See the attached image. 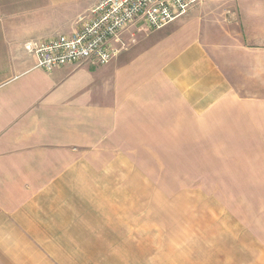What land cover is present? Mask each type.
<instances>
[{
  "label": "crops",
  "instance_id": "crops-1",
  "mask_svg": "<svg viewBox=\"0 0 264 264\" xmlns=\"http://www.w3.org/2000/svg\"><path fill=\"white\" fill-rule=\"evenodd\" d=\"M96 2L0 0V264H264V167L232 149L213 152L199 188L241 195L200 201L194 232H109L104 217L131 162L170 154L138 141L201 140L202 126L235 140L221 117L234 104L257 105L264 141V0H201L159 29L138 18L107 64L38 66L25 43L72 35ZM74 232H103L96 256Z\"/></svg>",
  "mask_w": 264,
  "mask_h": 264
},
{
  "label": "rangeland",
  "instance_id": "rangeland-1",
  "mask_svg": "<svg viewBox=\"0 0 264 264\" xmlns=\"http://www.w3.org/2000/svg\"><path fill=\"white\" fill-rule=\"evenodd\" d=\"M181 17L176 18L163 27L175 23ZM137 36L135 31L133 34L130 33L127 46L129 43L135 42ZM239 105L234 104L227 112L221 114V117L224 118L222 121L225 122L226 119V123L230 127L229 130L232 133L241 134L235 140H213L214 135L209 130L211 127L202 126V131H205L206 134L203 133V139L201 140L182 141L179 143L170 140L171 143H174V145L171 144V147H154V141L157 137L153 133L152 140L138 141L134 146L139 149L154 151L155 148H159L170 152V154L168 156L138 158L137 166H134V163L131 162V169H136V171L131 174H123L127 176V178L123 177V187L116 190H107V193H112L117 201L113 205V212H110L111 206L109 204L105 205L107 212L104 217L108 224L112 223H109L111 216L114 217L113 225H115V230L109 232H139V234H146L142 232H154L151 233L154 235H157V232H194L195 218L200 219L202 215L198 217V214L201 213L197 211L200 201L201 207H208L213 203L210 200L212 193L210 188H199V181L203 185L206 184V180L203 177L207 174L202 173L201 169H203L204 165H207V169L211 172L214 164L211 163L213 159L211 156L215 150L220 151L222 148L227 151L226 149H232L233 154L237 151V157L243 158L246 164L264 167V141L252 139L260 136L261 132L259 131V121L261 122V120L258 116L259 110L256 109L257 105H255V108L247 110ZM239 138H244V140ZM237 157L234 158L235 163ZM122 159L123 166L128 165L124 164L125 158ZM126 180L136 181V188H133V186L132 188H125ZM228 183V190L214 189L213 191L216 192L212 194L214 196L216 194L217 197L229 195L228 198L241 195L240 191L235 192L237 190H232L236 184ZM206 185L208 186L209 184ZM108 200L107 198V202ZM99 216L102 217L103 215L99 214ZM205 217H208V213ZM118 218H121V220H118ZM118 225L121 226L120 229H118ZM62 233L58 232L57 235H63ZM102 233L74 232L72 233L73 244L77 245V248L86 245L87 256H96V252L90 251H96L93 245L96 246L97 237L98 235L101 236ZM58 237L60 239L63 238L62 236ZM66 239L70 241L71 237ZM106 239L109 240V237H106Z\"/></svg>",
  "mask_w": 264,
  "mask_h": 264
},
{
  "label": "built area",
  "instance_id": "built-area-1",
  "mask_svg": "<svg viewBox=\"0 0 264 264\" xmlns=\"http://www.w3.org/2000/svg\"><path fill=\"white\" fill-rule=\"evenodd\" d=\"M201 0H97L79 17L72 35L29 40L25 49L37 56L38 66L51 71L68 64L94 61L104 65L125 49L124 33L138 18L158 29L185 15Z\"/></svg>",
  "mask_w": 264,
  "mask_h": 264
}]
</instances>
